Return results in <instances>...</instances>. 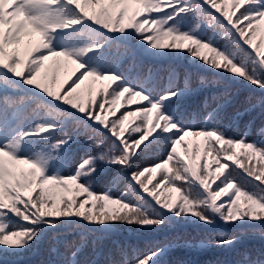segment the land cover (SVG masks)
Returning <instances> with one entry per match:
<instances>
[{
	"label": "snow or ice",
	"instance_id": "obj_1",
	"mask_svg": "<svg viewBox=\"0 0 264 264\" xmlns=\"http://www.w3.org/2000/svg\"><path fill=\"white\" fill-rule=\"evenodd\" d=\"M0 264H264V0H0Z\"/></svg>",
	"mask_w": 264,
	"mask_h": 264
},
{
	"label": "rangeland",
	"instance_id": "obj_2",
	"mask_svg": "<svg viewBox=\"0 0 264 264\" xmlns=\"http://www.w3.org/2000/svg\"><path fill=\"white\" fill-rule=\"evenodd\" d=\"M183 150V148H181V151ZM158 178V177H157ZM155 182V181H154Z\"/></svg>",
	"mask_w": 264,
	"mask_h": 264
},
{
	"label": "trees",
	"instance_id": "obj_3",
	"mask_svg": "<svg viewBox=\"0 0 264 264\" xmlns=\"http://www.w3.org/2000/svg\"><path fill=\"white\" fill-rule=\"evenodd\" d=\"M183 151V150H182Z\"/></svg>",
	"mask_w": 264,
	"mask_h": 264
}]
</instances>
